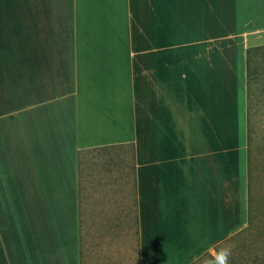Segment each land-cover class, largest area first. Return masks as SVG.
<instances>
[{"label": "crops", "instance_id": "crops-1", "mask_svg": "<svg viewBox=\"0 0 264 264\" xmlns=\"http://www.w3.org/2000/svg\"><path fill=\"white\" fill-rule=\"evenodd\" d=\"M124 1L133 41L45 44L0 0V264H80V223L89 264L136 224L140 264H189L247 225L264 0Z\"/></svg>", "mask_w": 264, "mask_h": 264}, {"label": "trees", "instance_id": "trees-1", "mask_svg": "<svg viewBox=\"0 0 264 264\" xmlns=\"http://www.w3.org/2000/svg\"><path fill=\"white\" fill-rule=\"evenodd\" d=\"M246 139L247 225L215 245L216 256L206 251L189 264H264V224L257 222L264 215V197L257 195L264 175V43L246 47ZM79 229V261L89 264L81 223ZM111 244V248L105 249L104 242L93 243V264H119L121 251L128 248L132 256L127 264H140L137 224L133 238L123 248L121 242Z\"/></svg>", "mask_w": 264, "mask_h": 264}, {"label": "rangeland", "instance_id": "rangeland-1", "mask_svg": "<svg viewBox=\"0 0 264 264\" xmlns=\"http://www.w3.org/2000/svg\"><path fill=\"white\" fill-rule=\"evenodd\" d=\"M130 7L124 0H14L11 41L126 44L133 41ZM257 191L264 197V175Z\"/></svg>", "mask_w": 264, "mask_h": 264}]
</instances>
